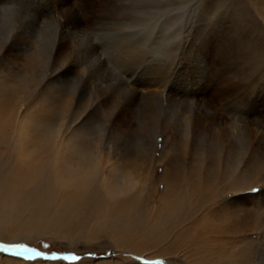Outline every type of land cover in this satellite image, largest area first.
<instances>
[{"label": "rangeland", "instance_id": "374dc122", "mask_svg": "<svg viewBox=\"0 0 264 264\" xmlns=\"http://www.w3.org/2000/svg\"><path fill=\"white\" fill-rule=\"evenodd\" d=\"M2 1L4 6L11 7L0 9V35L4 33L2 46L10 41L17 22L19 33L23 37L20 38L22 45L14 46L16 50L6 55L0 53V110L4 108L10 120L6 132L18 151L7 158L5 164L23 168L32 161L36 153L46 159L43 151L50 150L49 169L62 171L67 175L71 172L72 162L80 160V155H83L81 167L86 165L85 170L90 174L102 173L100 189L109 198L115 195L133 197L146 215L140 219L141 228L133 233L131 240L124 246L105 234L95 240H88L90 232L97 228L99 218L94 216L85 222L87 218L83 214L77 220L80 224L83 222L82 227L79 225V234L76 236L80 241L75 239L74 244H70L67 238H57L50 234L34 240L15 237V232L18 233L16 229L10 230L9 234H0V242H23L49 254H97L91 259L86 257L78 264H212L213 259L217 264L223 259L225 260L220 264H264V201L257 200L258 197L252 198L258 196L264 188L261 183L250 184L253 185L252 188L245 190L244 196L251 197L245 204L246 208L235 206L231 209L234 212L235 208L240 210L234 216L214 214L216 219L211 223L219 229L230 228L232 234L224 235L225 239L217 241L214 232L210 237L204 236L202 232H195L192 233L194 241L193 238L191 242L189 239L185 241L182 238L184 231H189L188 228L195 221H202L207 207L197 208L190 218L179 222L176 227L171 222L159 221L152 224L153 218L157 216L155 213L169 197L160 176L166 172L170 174L178 167L164 162H168L173 154L171 148L181 150L182 143L177 139L166 141L160 133L155 149L147 157L137 143L139 138L141 141L143 130L148 127V108L151 105L159 104L170 115H175L183 112L180 103L187 101L192 105L189 114L193 120L194 117L198 119L211 114L230 123L237 117L240 119L239 125H249L251 128V121L257 120L258 136L255 139L253 135L246 137L249 147L244 159H241V166L252 167L253 162H259L261 156L258 155L254 160L250 157L252 144H258V151L264 149V0H191L183 8L172 6L156 13L140 11L151 0ZM163 1L165 0H155L154 3L159 6ZM132 7L135 12H140L139 18L128 16V13L133 14ZM166 51L172 58L162 54ZM32 54L36 61L28 68L27 61ZM179 59L183 64L192 63L193 60V64L188 66L192 70H182L180 73L175 71L169 75L170 78L162 89H159L160 85L147 89L142 86L150 79H160L162 70H166L165 64ZM238 59L243 61L246 69L236 67ZM222 61H226L224 68ZM232 63L236 75L238 69L243 71L242 77L239 79L238 76L236 81L240 80L245 90L252 86L250 93L258 97L255 102L246 104L247 112L242 115L226 110L222 106L225 101H211L214 90H219L223 85L216 79L222 77ZM151 64L157 65V70L150 67ZM187 93H192L190 99H187ZM105 95L108 99L118 96L116 114L110 108L107 109L108 106L99 105L102 98L106 99ZM124 101L128 108L119 114ZM253 108L256 110H253L254 113L251 111ZM118 114L122 120L125 118L131 122L129 129H123L124 124L121 130L115 128L114 120ZM191 140L190 136L186 164L196 162ZM163 148L168 156L162 160ZM167 148L170 149L167 151ZM78 150L85 153L79 154ZM0 152H7L5 145L0 147ZM181 152L184 154L183 150ZM228 153L231 151H225L224 154ZM236 154L235 151L230 154L232 162L235 161ZM106 155H109L110 161L103 165L102 158L106 159ZM207 161L208 159L204 161L200 175L204 174ZM181 170L188 171L184 168ZM139 173H143L146 178L151 177L150 181L144 183V189L133 185ZM200 175L192 173L189 178H198ZM228 180L229 178L222 180V188ZM182 182L179 188L182 186L183 191L192 196L195 203H199V193L190 189L188 179ZM70 183L71 178H67L60 185L68 186ZM115 189H119L120 193H116ZM122 191L123 195H120ZM225 193L227 195L223 196ZM219 196L222 198L216 200V203L223 209V203L230 202L237 194L227 190ZM117 201L115 199L114 202ZM188 201L191 199L188 198ZM207 212L211 214L209 209ZM30 214L31 212L28 215ZM10 220L11 218L0 219L1 222L13 224ZM235 220V226L241 229H236L233 225ZM132 242H135V246ZM45 244L50 247L45 249ZM222 248H231L227 250L232 254L230 260L224 254L223 258L220 257L218 250ZM0 264L69 262L39 259L26 261L10 253H0Z\"/></svg>", "mask_w": 264, "mask_h": 264}, {"label": "bare ground", "instance_id": "6f19581e", "mask_svg": "<svg viewBox=\"0 0 264 264\" xmlns=\"http://www.w3.org/2000/svg\"><path fill=\"white\" fill-rule=\"evenodd\" d=\"M154 2L155 0H151L147 6L145 5L141 7L142 9L140 11H145V13H151L155 11L156 13V11H165L167 10L165 8L169 9V7L172 6L183 8L187 4L191 3V0H165L159 3V6H156V3ZM3 4L4 2L1 0L0 7L4 6ZM132 9L130 10L132 11ZM137 12H135L133 9V14L128 13V16H132L133 18L135 17L134 19H137L140 16V12ZM17 23H15V27L11 32L10 41L3 46L2 40L4 33L0 35V53H2L3 55L10 54L12 50L16 48L14 47L15 45H22L20 43V38L22 39L23 37L22 35H20L22 33H19L20 28H17L19 27ZM26 39L28 38L26 37ZM129 47L130 46H128L127 49H129ZM162 54L172 58V56H170V53H167V51ZM28 59L29 60L27 61V66L28 68H30L34 65L36 58L32 54ZM226 61H222L223 64H221L224 65ZM238 61L239 62H236V67L241 68V70L246 69L244 68L243 61L241 59H238ZM147 62L149 61L147 60ZM181 62V59H179L175 62H171L169 64L167 63L168 65L165 64V66L167 67H165L166 70H162L160 79H150L142 84V86H146L147 89L151 87H158L160 85L159 89H162L166 86L170 78L169 75H172L175 71L180 73L182 70L184 72L192 70V67L188 68V66L189 64H193V60L191 61L192 63L188 62L183 64ZM241 64L243 65V67ZM151 65L150 67H153L155 69L158 68L157 65ZM225 66L226 65H224L223 68ZM228 69H226L228 70L227 72L225 70L226 73H223L222 77H219L220 79H216V81L222 82L224 86L220 83L219 84L224 88L220 87V89L222 90H220L219 88V90L215 89L214 96L212 97L213 100L211 101H213L214 103H216L217 101H225L222 106L226 107V110L228 111H233L232 114H245V112H247L246 109H248L246 104H249L250 102L253 103V101L258 97L255 94L250 93L249 90L252 86L245 90L244 86L240 83V80L236 81L238 79V76L239 79L242 77L243 71L238 69V75H236L237 72L235 71L236 69L234 68L233 63ZM191 95L192 93H187V99H190ZM106 96L107 95H105L104 97L106 98ZM117 98L118 96L110 99L102 98V100H100L101 104L99 105L108 106L107 109L110 108L109 110L116 114L115 111H117L116 105L118 102ZM122 104L123 107L122 105L120 106L119 114L120 112H123L128 108L127 102L124 101ZM190 105L191 104H188L187 101H182L180 103V108L183 112L180 114L176 113L175 115H170L168 113V110H163L162 108H160L162 106L159 104H155V106L151 105L148 108V111L150 113V120L148 122L149 124H147L148 127L143 130L141 141L139 138L137 142L138 147L146 157L150 156L152 154V150L155 149L156 139L158 138L157 136L160 133L164 136L166 141H168V139H170L171 141H175L177 139L180 141V143H182L181 150L174 147L171 148L173 154L170 156L168 162H164L166 165L175 164L178 167L174 172H171L170 174L166 172L165 174H162V177L160 176V181L162 180L164 182V185H166L165 193H167L169 197L168 201H166L163 206L158 209L157 213H155L157 214V216L153 218L154 220L152 224L155 225V223L159 221L169 223L171 222L172 226L176 227L179 222L181 223L182 221H186L187 218H190V215L192 213H195L197 208L207 207L204 210L206 214L202 216V221H195L192 226L188 228L189 231H184V235L182 238H184L185 241L189 239V241L191 242V238H193L192 233L202 232L204 236L210 237L211 233L214 232V234L217 236L215 240L220 241L222 239H225L223 238L224 235L232 233L229 231L230 228L228 230L219 229L213 223H211L213 219H216L214 217V214H222V217H224L225 214L234 216L235 213L240 212V210L235 208L236 211L234 212L231 211L232 208H234L235 206L246 208L245 204L251 196H244V192L245 190H249L252 188L253 185L250 184L261 183V185L264 186V149L258 151V148L256 147L258 144H252L253 146H251L250 159L254 160L255 157H258V155L261 156V159L259 160V162H253L254 166L252 167H242L241 159H244L245 151L249 147V145L246 144V137L253 135V139H255L257 138L255 136H258L257 120L253 119L254 121H251L253 128H251L249 125H246L245 127L243 125H239L238 123L240 119H238L237 117L236 120L231 121L230 123H227V121H224L221 118L217 119L211 114L205 115L198 119L194 117L193 120L191 115L189 114ZM254 108L257 110L256 107ZM254 108L252 110L250 109L252 113L256 111ZM4 111V108L3 110H0V147H3V145H5L7 148V152H0V219L11 218L10 221L13 224L0 221V234H9L10 230L16 229L18 233L15 232V237H29V239L31 238L32 240H34V238H42L43 236H48L50 234L54 235V237L57 238H67L69 239L70 244H74L75 239L77 241L79 240L76 237L77 234H79V231H77L79 225L81 227L83 226V222L82 224H80L77 221L78 216L83 214V216L87 218L85 219V222H88L94 216L99 218L97 228L94 229V231L90 232L88 240H95L105 234L114 239L117 244L122 246H124L125 244L127 245V243L131 240V236L134 235L133 233L137 231V229L141 228L140 219H143V215H146L141 211L138 205V201L133 197L131 198L124 196L123 191L120 194L123 195L122 197H117V195H115L112 198H109L106 193L100 189L102 173L94 174V172H91L90 174L87 170H85L87 168L86 165L81 167V161H84L83 155H80V160H74L72 162V164L70 165L71 172L67 175H64L62 171H51V169H49V156L51 154L50 150L43 151V153L47 156L46 159H42L39 153H36L33 156L32 161L23 168L11 167L10 165L5 164V160L9 157H12L14 154H17L18 151L15 148L13 141H11V139L9 138L8 133L6 132L7 128L9 127L10 120ZM174 113L175 112L173 111V114ZM119 114L115 117L114 120L115 128L121 130V127L124 124L123 129H129L132 126L131 122L125 118L122 120V118L120 117L121 115ZM206 121H208V123ZM190 136L192 139L191 149L194 151L193 155L196 162L186 164L185 158L187 154L186 151L189 146ZM169 149L170 148H167V151ZM182 150L184 151V154L181 152ZM225 151H231V153L232 151H235L237 153L235 155V161L232 162L230 160L232 159L230 156L231 153L224 154ZM242 151H244V153H242ZM77 152L79 154L85 153L83 150H78ZM161 155L162 160L168 156L165 148L162 149ZM106 157L107 160L101 157L103 159V165L107 164L110 161L109 155H106ZM153 158L156 161L154 154ZM206 159H208V161L205 167L204 174L200 175L204 167V161ZM180 167L187 169L188 171H182ZM100 169L102 170V167H100ZM192 173L200 176L198 178H196L195 176L189 178ZM57 175H59L58 178ZM67 178H71V183L68 186H61L60 183ZM186 178L188 179L190 189L193 192L199 193L198 201L200 204L197 202L195 203L192 199V196H188L183 191L182 186L179 188L180 184L183 183L182 181H185ZM227 178H229V180L222 188L221 186L224 183V181L222 180H225ZM148 180H151L150 176H147L146 178L143 173H139L135 177L133 185L139 186L140 189H144V183ZM123 189H126V187H123ZM115 190L116 193H120L119 189ZM227 190L232 194H237V196H233L230 202H224L223 205L225 208L221 209V206L216 203V200H220L222 197H220L219 195ZM225 195H227V193H225L223 196ZM257 197V200L264 201L261 200L262 197L264 198V188H262L258 196H254L252 198L256 199ZM188 198H190L191 201H188ZM115 199H118V201L114 202ZM211 206L213 207L211 208ZM262 208H264V206H262ZM208 209L209 212L213 215L207 212ZM30 212L31 214L28 215ZM236 224L237 220H235L233 225L235 226ZM235 227L236 229L239 228L238 226ZM206 237L205 239H208ZM192 240L194 241V238ZM135 242H132L131 244L135 246ZM158 242L160 241L158 240ZM230 249L223 250L222 248L221 250H218V254H221L220 257L222 258L224 256H227V258L230 260L232 254L228 253L229 251L227 252V250ZM262 254L264 255V250ZM223 260H219L218 263H222ZM211 263L217 264V261H214L213 259Z\"/></svg>", "mask_w": 264, "mask_h": 264}, {"label": "snow or ice", "instance_id": "6c2138e0", "mask_svg": "<svg viewBox=\"0 0 264 264\" xmlns=\"http://www.w3.org/2000/svg\"><path fill=\"white\" fill-rule=\"evenodd\" d=\"M255 191V189H253ZM45 249L50 245H43ZM0 253H10L14 257H21L26 261L43 260V261H67L69 264H78L79 261L86 257L91 259L97 254L92 252H86L83 255L73 253H58L52 252L51 254L40 251L37 248L30 247L27 243H4L0 242Z\"/></svg>", "mask_w": 264, "mask_h": 264}, {"label": "clouds", "instance_id": "9594fccd", "mask_svg": "<svg viewBox=\"0 0 264 264\" xmlns=\"http://www.w3.org/2000/svg\"><path fill=\"white\" fill-rule=\"evenodd\" d=\"M11 7L10 6H2V7H0V9H10Z\"/></svg>", "mask_w": 264, "mask_h": 264}]
</instances>
